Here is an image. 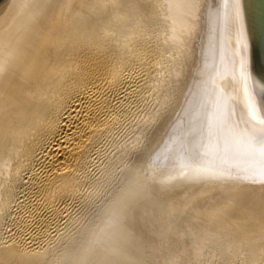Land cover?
Segmentation results:
<instances>
[{
  "label": "bare ground",
  "instance_id": "6f19581e",
  "mask_svg": "<svg viewBox=\"0 0 264 264\" xmlns=\"http://www.w3.org/2000/svg\"><path fill=\"white\" fill-rule=\"evenodd\" d=\"M45 2L0 86V264H51V259L58 252L62 254V257H59L66 260L67 264H149L143 255L144 245L137 244L141 237L146 236V234L143 236L144 233L141 234L140 229L148 228L146 218L149 217L146 215L140 217L141 213L137 218L134 208L133 218H130L131 221L127 219L130 221L128 224L119 220V209L121 205L124 206L120 204L119 199V191L122 188L115 193L116 198L108 201L109 203L102 207L94 219L91 217L93 221L89 220L88 224L86 222L85 226L81 225L84 227L79 225V228L75 224L79 230L71 236H67V233H72L71 230L66 232L65 240L62 246L59 245V249L57 246V249H51L48 242L49 240L51 242L54 235H59L61 228L58 226L68 216V211L74 206L75 201L78 198L86 199L83 183L89 174L87 169L92 155L100 151L105 140L107 141L121 121V117L128 112L129 105L137 97L146 94L143 92L149 78L145 79L142 73L144 70H151L155 62L166 54L164 46L162 48L159 43L155 45L153 41L145 40L146 36L142 41H137L138 39L135 41L136 37L146 33L143 32L145 28L141 29L144 24L140 22V26L135 18L138 10L146 6L150 7L147 10L155 12L161 17L162 22H165L167 33L164 37L167 43L175 40L177 53L191 55L192 64L185 75L182 87L175 95L171 112L154 135L152 148L144 151L142 162L140 160L131 167L127 179L124 180L127 181V185H124L125 189L121 195L133 197L138 189H143L144 186L146 189L145 176L149 174L154 176L148 172L151 168L148 163L152 166L155 163L156 166L160 163L164 165L169 158L167 154L153 152L191 91L201 55L203 0H127L123 8H119L123 3L119 4V0H56L55 6H52L51 0ZM161 5L163 8L157 12L156 9ZM146 15L141 16L145 19ZM151 16L153 20L155 15ZM171 53L175 55L174 52ZM178 75L177 70L174 77ZM162 79L164 75L161 76ZM162 81L158 82L159 86ZM162 174L165 175L164 172ZM176 176V171L172 170L167 176L168 181H176L175 179H178ZM165 193L162 192V195ZM240 193L242 195V192ZM236 197L239 196L236 194ZM261 198L264 199L263 196ZM142 199L144 200L143 197ZM155 199L157 198L151 200L155 202ZM132 203L134 204L133 201ZM256 204L258 206V203ZM259 204L261 207L264 206L262 203ZM216 209L218 210V206ZM214 212L217 215V211L213 210L212 213ZM246 215L237 217L236 222H240V218L247 219L245 222L251 220V224L249 223L251 229L242 237L232 239L230 236L233 244L231 246L240 243L255 244L253 250L256 254L262 247L259 242L261 237H264V224L256 223L253 219L255 216L251 213ZM72 216L69 214L70 218ZM77 218L75 216V219ZM122 221L126 220L122 217ZM226 223L223 221L222 225L226 226ZM6 225L10 229L6 228L5 231L3 229ZM70 225L74 228L72 222ZM79 231L82 232L81 235L75 236ZM138 232L142 236L138 235ZM212 232L205 233L204 237L210 239L215 237L216 234ZM54 238L56 241L57 237ZM219 239L217 236L216 240ZM141 241L144 244L145 241ZM146 246L148 247L147 244ZM51 247L53 248V245ZM60 253L58 255H61Z\"/></svg>",
  "mask_w": 264,
  "mask_h": 264
},
{
  "label": "rangeland",
  "instance_id": "374dc122",
  "mask_svg": "<svg viewBox=\"0 0 264 264\" xmlns=\"http://www.w3.org/2000/svg\"><path fill=\"white\" fill-rule=\"evenodd\" d=\"M123 1L124 0H119V4H121L120 2H123ZM126 1H124L122 3V6H119V8L120 7L123 8L124 3H126ZM146 1H148V0H146ZM145 8H143V9H144V11L146 10L145 11L146 13L144 11H142L143 10L142 8H140V10H138L139 12L135 15L137 17H135V18L137 19L136 23L140 24V22H141L142 24H144V25H142L143 27L141 29L145 28V29H143V32L145 33V31H146V33L143 36H140L138 38L136 37L135 41L137 39H138L137 41H139V40L142 41V39L143 40L145 39L144 36H146L147 39H145V40H147V41L150 40V42L153 41L152 43L155 45L159 43L162 48H163V46L165 47V48H163V50H165V52H166V54L163 53V55L165 54L164 55L165 57L163 56L162 58L159 59V60H161V62L159 60H157L154 64V66L153 67L151 66L152 67L151 70L150 69L147 70L148 72L146 70H144V72L142 73L143 76L145 75V79L149 78L147 80L149 82H147V85L145 86L144 92H143L146 94H142V96L137 97L136 100L133 101L129 105V108L127 110L128 112L125 113L121 117V121L116 126L114 131H112V133L110 134L109 137H111V138L108 137L109 139L107 138V141L105 140L100 151L96 152L98 154L94 153L92 155V158L89 162V167L87 169V173L89 171V174H87L88 176L86 175L87 176L85 179L86 181L83 183L84 184L83 190H84V193L86 195L85 196L86 199L83 200V198H78V200L75 201L76 203L73 206L74 209H72L73 207H71L70 210L68 211L70 214V217L72 215L74 217L72 216V218H70L69 214H68V216L65 217L66 219L64 218L63 223L61 224L62 226L61 225L58 226V228L59 229L61 228V230L59 232H58L59 229L56 230L59 235L54 231V233H56L58 235V236L54 235V237H57L56 241H55V238L53 237L54 241H52L53 240L52 239L51 240L52 244H51V242L49 240L48 243L50 246L48 245V247H50L51 249H54V248L57 249V247H58V249H59V247H60L59 245L62 246V244H63L62 242H64L63 240H65L66 232H69L71 230L72 233H67V236L68 235L71 236V234H73L75 232L77 233V230H79L78 228L81 225L85 226L86 222L88 224L89 220L93 221L92 218L93 217L95 218L97 216V214L99 213V211L102 209V207L107 205L110 201H112V199L116 196L115 193H117L122 188L123 190L121 189L119 191V199L121 200L120 204H124V206H125L126 202H128L130 199H132L133 197H136V198L132 200L134 202V204L133 203L129 204L128 205L129 207L128 206L124 207L121 205V207L119 209V220H121V222H125V224L126 223L128 224L131 221L130 218L132 217V212H134V208H136L135 209V211H136L135 215L137 214L136 215L137 218H139V215L141 213L143 215L141 214L140 217L141 216L143 217L144 215L149 217V218H146L147 223H149V224H147L148 228L146 229L144 227V229H143V227L141 226L142 230L140 229V232H142L141 234L144 233L143 236L146 234V236H148V238L146 236H144L143 238L142 237L140 238V236H138L140 238L139 239L140 242L137 241L138 245L139 244L144 245V246H142L143 247L142 250L144 249L143 255L145 256V259H146V261H148L149 264H248V263H250V264H264V250H261V249H264V243H263L264 237H261V239H260L259 243H260V246H262V247L259 248V250H258L259 253L257 252L256 254H255V251L253 250L255 244L254 245H252V244L251 245L250 244L244 245V243H240L239 245L231 246V245H233V244H231V238L236 239L237 236L242 237V235H244V233L249 232L251 229V226H249V223L251 224V222H252L251 220H248V222H245V221H247V219L242 220L240 218L239 220H241V221L236 222L240 216H243L246 214H247L246 216H248L251 213V215L255 216V218L253 217V219L256 221V223L264 224V206L262 205V204H264V202H263L264 199L261 198L262 196L264 197V193L263 194L261 193L264 191V189H263L264 188L263 187L264 181L260 182V181H252V180H243V181L238 180V181H236V180H222V179H206V180H204V179H181L179 176H176V178H178V179H175L176 181L170 179V180H172L170 182V181H168L169 178L167 176H168L169 172H171L172 170L174 171L175 168L173 169L174 165H173V162L171 161L170 154H167V157H169V158H167L166 161H169V162L165 161L167 163V164H165V162H164L165 166L163 165V163H160V165H157V166H156V163L153 166H152V164L150 165V163H148V166L151 167L148 172L151 174L153 173L152 175H154V176H150V174L145 176V180H147V183H146L147 188L143 189V191L146 190L145 192H141L142 189L140 188L137 190V192H135L133 194V197L131 195H130L131 197L130 196L125 197V196L121 195V193L125 189V186L127 185V181H124V180L127 179V176H128V173H130L131 167L135 166V163L138 164L140 162V160L142 162L143 161L142 158L145 156L144 151L147 152L150 148H152L153 143H154L153 140L155 141L154 135L159 130V128H161L160 127L161 124L166 119L167 115L171 112L172 103L175 100V95L180 90V88L182 87V83L186 77L185 75H186L189 67L192 64V62L190 63L191 55H189V54L186 55L185 53H180V52L177 53V49H176L177 48L176 47L177 42L175 40L167 43L166 38L164 37L167 33V30H165V29H167V27L165 25V22H162L161 17L158 16V14L156 15L155 12L151 13V10L150 11L147 10V8L149 9L150 7L146 6ZM161 8H163V5H161V7L156 9L157 12H160ZM142 13H145V14H142ZM146 14L147 15L149 14V15L147 16ZM150 14L155 15V16H153V20H151L152 16ZM141 15L142 16L144 15V17L146 15L147 18L144 19ZM138 19H140V20H138ZM146 19L148 20V22ZM112 21L114 22V20H112ZM140 26H141V24H140ZM155 34L157 36H155ZM162 37L164 38L165 41L163 40ZM152 39H154V40H152ZM158 40H160V41H158ZM171 52H174L175 55ZM166 57H168V58H166ZM164 58H165V61H164ZM171 58H173V59H171ZM155 65H159V66H155ZM158 67H160V68L158 69ZM173 68H175V69H173ZM177 70L179 71V75H178L179 77L178 76L174 77V73L177 72ZM163 75H164V79H162L163 80L162 81L161 76H163ZM161 81H162V83L159 86L158 84ZM145 89L147 92L145 91ZM165 95H167V96L165 97ZM163 167H166V168L168 167V169L163 168ZM151 169H153V170H151ZM150 171H152V172H150ZM161 172L162 173L164 172L165 175H163ZM156 175L159 177L162 175L163 176L158 179V178H155V177H157ZM146 177H148V178H146ZM150 177H153V178H150ZM156 179H158V180H156ZM160 179H162V180H160ZM197 180H199V181L197 182ZM173 181H174V184H173ZM161 183H163L164 185ZM165 183H167V184H165ZM170 183H172V184H170ZM252 183H253V185H252ZM222 184H224V185H222ZM240 184H241V186H240ZM255 184L258 186H255ZM152 185H154V186H152ZM238 185H239V187H238ZM211 186H213V187H211ZM250 186L252 189L250 188ZM149 187H152L153 189L149 188ZM154 187H158V189L154 188ZM173 187H174V189H173ZM253 187H255L256 189H254ZM208 189H210V190H208ZM230 189H232V190H230ZM253 189H254V191H252ZM258 189L260 190V192H257ZM157 191H158V193H157ZM231 191H233L232 192L233 194H231ZM162 192L163 193L166 192V193L162 195ZM228 192H229V194H228ZM235 192H238L240 195H241L240 192H242V195L240 196V195H238V193H235ZM249 192H250V195H249ZM87 193H88V195H87ZM167 193H169V194L166 195ZM243 193L245 195H243ZM145 194H146V196H145ZM151 194H152V196H150ZM236 194L239 197H236ZM257 194H259V195H257ZM158 195L160 197H158ZM222 195L223 196L225 195V196L222 197ZM228 195L233 200L230 197H226ZM88 196L90 199L88 198ZM154 196L158 199V200L155 199V202L157 200L156 203L154 202V200H151V199L155 198ZM243 196H244V198H243ZM252 196H254V197H252ZM121 197L122 198L124 197V199H126L127 201L122 199ZM142 197L144 198V200L142 199ZM151 197H154V198H151ZM246 197L251 202H249V200ZM147 198L150 199V201L154 202L153 204H155V205H153L152 202H150ZM242 198L244 200L245 199L246 200L244 201ZM253 198L255 200H257L259 198L261 201L259 202V199H258L256 202ZM219 199H221V200H219ZM222 199H224V200H222ZM225 199H228V201ZM137 201H138V203H137ZM143 201H144V204H143ZM159 201H160V203H159ZM218 201H219V203L221 201L223 203L219 204ZM234 201H236V202H234ZM135 202L137 203L138 206L136 205ZM226 202H228V203H226ZM252 202L253 203L255 202V203L253 204ZM149 203L151 204V206ZM242 203H244V204H242ZM256 203H258V206H256L257 205ZM259 203H262L261 204L262 207L260 206ZM120 204H119V206H120ZM143 205H144V207H143ZM248 205L250 207H248ZM217 206H218V210L216 209ZM221 206H223V207H221ZM212 207H214V208L211 209ZM142 208H144L143 210L145 212L142 210ZM252 208H254V209H252ZM255 208H257V209L255 210ZM137 209H139V210H137ZM148 209H149V211L150 210L151 211L149 212ZM146 210H147L148 215L146 214ZM213 210L217 211L216 212L217 215H215V212L212 213ZM123 212L124 213L126 212V213L124 214ZM243 212H245V213H243ZM210 213H212V215ZM123 214L124 215L127 214V215L124 216ZM235 214H236V216H235ZM213 215L218 220L214 219ZM228 215L229 216L231 215L232 218L229 217ZM75 216H76V218L77 217H79V218L75 219ZM122 217H123V220L125 219L126 221H122ZM224 217L228 218V220L225 219ZM67 218L72 219L74 222L72 220H67ZM234 218H237V219L234 220ZM127 219L130 221H128ZM64 221H65V223H64ZM69 221H70V224L72 222L74 228H72V225L69 224ZM223 221L227 222L226 226L222 225ZM238 223H240V224L242 223V224L238 225ZM75 224L77 225L78 228H76ZM216 224H217V226H216ZM245 224H247L249 228H247V225H245ZM64 225H66L67 227L66 226L64 227ZM230 225L232 227H230ZM84 226H81V227H84ZM210 226H213V227H210ZM222 226H224V227H222ZM240 226H241V228H240ZM6 228H8V230L10 229V227H8V225H6V227H4L3 230L6 231ZM230 228H232V229H230ZM147 230H148V232H146ZM236 230L237 231L240 230V231L236 232ZM212 231H214V234H216L215 237H212L211 239L204 237L205 233L212 232ZM216 231H217V233H215ZM140 232H138L139 234L138 233L137 234L141 235ZM81 233L79 231V233L77 235L75 234V236L78 237V235L80 236ZM235 233H237V234H235ZM238 233H240V234H238ZM60 235H62V236H60ZM221 235H223V236H221ZM217 236H219L221 241H220V239L218 241L216 240ZM230 236H231V238H230ZM144 238L148 239V241L147 240L145 241ZM141 240L145 241L144 244ZM146 244L148 245L149 248L146 246ZM194 244H196V245L194 246ZM52 245H53V248L51 247ZM145 250L149 251V252L146 253ZM249 251H250V254H248ZM59 253L60 252H58L54 256V258L56 257V259H54V258L51 259L52 262L55 260L53 263L51 262V264H67L66 260L64 261L61 258L62 254L60 253L61 255H58ZM259 255H260V257H259ZM59 256H61V257H59ZM148 257L150 258L149 259L150 262L147 259ZM253 257L255 259H253ZM59 258H61V259H59ZM250 261H252V262H250Z\"/></svg>",
  "mask_w": 264,
  "mask_h": 264
},
{
  "label": "water",
  "instance_id": "95a60500",
  "mask_svg": "<svg viewBox=\"0 0 264 264\" xmlns=\"http://www.w3.org/2000/svg\"><path fill=\"white\" fill-rule=\"evenodd\" d=\"M46 0H0V86ZM201 51L188 99L153 153L170 154L181 179L264 181L259 155L250 159L223 137L243 135L245 119L264 116V0H203ZM214 113L215 143L199 144L207 167L196 174L184 151L190 122ZM195 148L193 150H195Z\"/></svg>",
  "mask_w": 264,
  "mask_h": 264
},
{
  "label": "snow or ice",
  "instance_id": "6c2138e0",
  "mask_svg": "<svg viewBox=\"0 0 264 264\" xmlns=\"http://www.w3.org/2000/svg\"><path fill=\"white\" fill-rule=\"evenodd\" d=\"M51 3L52 6H55L56 0H51ZM254 120V116L251 119H245L244 123L247 127L244 128L243 135H238L228 130V136L223 137V133L227 128V126L223 124H221L219 131L225 141V152L229 150L227 145H235L242 148L250 159H255L257 155H259L261 159V169L259 174L264 176V116H262L258 124L253 123ZM216 135L217 130L214 124L213 112L206 113L199 123L190 122L189 130L186 133L185 143L182 144V147L184 151L189 154L187 167L193 169L196 174H201V170L206 168L207 165L202 163L200 159L201 152L198 148H195V146L199 144L215 143ZM194 148L195 150H193ZM135 198L136 197H133L126 202L125 207L131 204L132 200Z\"/></svg>",
  "mask_w": 264,
  "mask_h": 264
}]
</instances>
